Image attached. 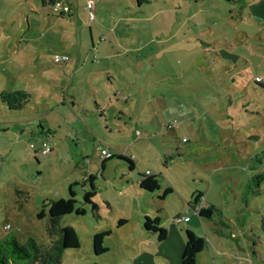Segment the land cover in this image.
<instances>
[{
  "label": "rangeland",
  "instance_id": "1",
  "mask_svg": "<svg viewBox=\"0 0 264 264\" xmlns=\"http://www.w3.org/2000/svg\"><path fill=\"white\" fill-rule=\"evenodd\" d=\"M78 1H84L85 25L77 31L73 19L59 22L52 8L35 15L20 13L18 1L0 6V93L30 94L19 111L0 102V238L11 234L21 243L34 239L48 245V203L67 199L68 187L76 183V207L84 213L65 215L59 225L74 230L79 248L64 251L61 264H179L186 225L178 223L177 213L212 181L221 213L203 222L204 228L191 225L189 230L210 241L214 262L202 257L197 264H228V254L246 257L243 264H264V181L244 193L245 184L264 173V90L255 82L264 83V0H91L94 19L89 23L87 0ZM55 23L72 25V32L60 31ZM61 32L89 55V63L96 55L124 56L115 58L120 75L113 77V86L130 95L131 108L125 110L130 120L118 112L126 107L120 97V109L105 107L101 117L85 83L76 86L79 105H71L70 76L64 65L52 63L56 49L71 43L57 40ZM101 79L100 105L107 93L106 77ZM83 115L89 120H80ZM39 125L52 133L50 153L36 150L48 136L37 134ZM98 146L113 156L137 157L141 173L149 169L161 190L165 185L173 190L160 214L165 243L146 244L136 233L140 222L135 218L116 229L117 217L128 216L137 204L145 210L147 202H138L131 184L126 189L120 183L125 161H107L100 178ZM256 155L258 163L249 169L243 159ZM80 161L88 163L80 166ZM89 172L96 189L93 200L100 207L96 215L82 199ZM42 211L45 216L39 218ZM213 223L223 236L213 232ZM105 231L111 233L103 240L107 252L96 256L92 237Z\"/></svg>",
  "mask_w": 264,
  "mask_h": 264
},
{
  "label": "crops",
  "instance_id": "2",
  "mask_svg": "<svg viewBox=\"0 0 264 264\" xmlns=\"http://www.w3.org/2000/svg\"><path fill=\"white\" fill-rule=\"evenodd\" d=\"M17 1L20 2V11H21L20 13H32L35 15L36 14L38 15V13L40 14L41 12H44V10L46 8H48V9L51 8V5L54 1H61L63 3H68V4H70V13L66 14V15L57 14V16H58L57 20L60 22V21H63V18L73 19L74 20L73 26H74V29L76 31H77V27L79 24L82 25V27H79L80 30L85 25L84 22L82 21V18H81V16H83L82 13H85L84 12L85 11L84 10V1L82 2V5H80V2L78 0H3V2L0 0V6H1V4H3V7L7 8L6 6L10 5L8 3H11V4L12 3H18ZM87 1H85V2H87ZM47 17H49V13L47 14ZM25 20L27 21L28 27L30 28V20L31 19H30L28 14L26 15ZM48 21H50V20H48ZM87 23H89V19H88ZM59 24L60 23H57V24L55 23L54 27L58 28L60 31L61 30L63 31L67 28V27H65V25L61 24V26H60ZM81 25H79V26H81ZM56 26H58V27H56ZM87 27L89 29L88 31H89V35H90L91 47L93 49H95L94 44H93L92 27L90 25H88ZM67 29L69 30V32H72V30H71L72 25L68 26ZM95 29H98V28H95ZM56 35H57V40H59V41L69 40L71 42L68 45H66L64 43L65 46H64V48H61L62 50L58 51L56 49V53L53 56V59L57 56H67L69 58V60L67 62H63V63L52 62L54 65H60V66L64 65L65 72H67L68 75L70 76L69 92H70V90H71V92H70L69 98L71 100V105L73 107H77L79 105L78 104L79 102H77V87L76 86L85 83L87 85L86 87L88 88V94L90 96L89 98H90V100H92L94 102V108L99 111V113L101 114L100 115L101 117L103 116L102 114H104L105 107H108V106L112 107L114 109V111L120 109L117 106L118 105L117 104L118 99L120 97L121 99H123L125 101L124 106H126V107L122 111L120 109V111H118V112L121 113L123 115V117H128V120H130V117H129L130 114L127 113L128 110L131 108L130 105L128 104L129 101L132 100L130 98V95H129L130 93H128L127 95H129V96L126 97L125 93L123 91H121L120 89L113 86V77L120 75V73L119 72L117 73V70H116V68L119 65H117V63H115V61H117V60H115V58L119 59V58H122L124 56H122L120 53H118V54H114V55L107 54L105 58L104 57L103 58H98V57L96 58V56H97L96 55V56H94L92 63H89L88 62L89 61V55L83 54L82 52H80L79 48L75 45V43H73L71 39H68L67 35H65L64 33L62 34V32L60 34H56ZM87 69L89 70L88 74L86 73ZM81 75L84 77V79L80 83V80H82V79H79L81 77ZM103 76L106 77V84H105L106 88H104V89L107 91V93L104 95L103 104L100 105L99 101H101V90H100L101 87L99 88L98 86H100V81L102 80L101 78ZM87 77H89V78L86 79ZM86 81L87 82L89 81L90 84L89 83L87 84ZM259 81H260L259 82L260 84L264 85V83L261 80H259ZM125 110H127V112ZM81 115H82V113H81ZM80 120H89V118L84 117V115H83V118L80 117ZM104 120H107V118L105 117ZM39 126H40V130H38V133L37 132L36 133L39 134L40 136H43V134L45 136L48 135V137L50 138V135L52 133L49 130L44 129V127H42L41 125H39ZM253 134L257 135L256 132L255 133L253 132ZM244 136H246V135H244ZM51 138H53L52 135H51ZM241 139H243V138L241 137ZM257 140H258V138H257ZM100 149H103V147L98 146V148L96 150L99 151ZM52 150H53V148L51 149L50 152H52ZM246 150H247V148H246ZM240 151H244V147H242L240 149ZM262 154H264V153H262ZM119 156H122V155L119 154ZM122 157L130 159V161L133 163V169L129 170L128 166H126L127 168L121 167V169H120V171H121L120 183L126 189H129V187L131 188V186H132V189H134L133 193H134L135 197L138 198L137 199L138 202L144 199L147 202V204H145L147 206H146L145 210H141L140 204H137V206H136L137 209L136 208L132 209V212L129 213L128 216L117 217L118 222H117L116 229L117 230L123 229L124 227H126L131 222V220H133L135 218L137 222H140L139 223L140 224L139 225L140 232H138V230L136 231V229H135L136 227L133 228L132 230L133 231L135 230L137 234H140L143 237L144 242L146 244L152 245V243H153V244L159 246L160 244H163L166 242L167 231H166V238L160 242V241H158L157 236L155 234L147 233L144 230L143 223H144V219L146 217L152 219V218H155L156 216H158L160 221H161L160 214H161V211L163 208L162 202L165 201V199L168 195L163 200H159V197L161 195H163L164 191L169 189V187H167V185H165L164 189L161 190L159 185H158V190L154 193H146V192L142 191L139 188V182H140L139 176L145 175L146 172H149L150 176H155V175H153L151 173V171L147 168L145 169V171L143 173H141L140 169L143 167V164L138 162V160L136 159L137 157H134V156L129 157V156H124V155ZM256 157H258V156L256 155V156H254L248 160H246L247 158H245V159H243V162L246 164V166H248L249 169L254 170L256 163H258V161L256 160ZM103 161H101V164ZM106 162L104 163V165L100 164V178L101 179L103 178L104 171L106 170V164H107ZM81 163L83 165V164H86L88 162L87 161H80V163H78V164L80 166H82ZM165 164H163V165L165 166ZM244 167H245V165H244ZM235 169H237V168H235ZM90 175H92V174H90V172L87 173V176H90ZM155 177L157 180L158 177L157 176H155ZM211 178L214 179L215 175H213ZM85 183H86V179L82 181V184H85ZM157 183H158V181H157ZM130 184H131V186H130ZM85 187H86L85 185L82 186V188L84 189L83 195L85 192L89 191V189L85 190ZM202 190L203 189L196 192L192 201L187 203V209L184 212H180V213L178 212L177 213V219L176 220L178 221V223L186 225L184 232L186 230H189V227L191 225L195 226L196 228L198 227V225H200L202 228H204L203 222H205V221H212L213 222L214 221V217H213L214 214L211 216V219H204V218L200 217L199 215L194 214L192 212L191 207L195 203L194 199L197 197V195H199L200 198H202L204 200V207L208 208L209 206H213L215 209L220 210V208L217 205L219 203V199L217 198L218 196H217L216 190L215 191L213 190L212 181H211V184L208 185L207 190L205 192ZM171 193H173V190H171ZM219 193H220V190H219ZM60 199H64V198H60ZM93 202L97 207V213L100 212V207L97 205L96 201L93 200ZM105 204L107 206V209L110 210L111 205L108 203H105ZM189 204H191L190 207H189ZM157 210H159L160 212L157 213ZM220 212H221V210H220ZM181 217H186L188 220L183 222L181 220ZM136 221H135V223H136ZM119 222H122V223L119 225ZM187 224H189L188 227H187ZM177 225H178L177 223L171 224L172 228H174L179 233V236H180L181 235L180 231H178L176 229ZM212 225H213L212 230H214L213 232L217 236H223V232L221 230H217V228L214 227L217 225L214 223ZM241 230L242 231H240V233L242 234V237L246 238L245 228L243 227V228H241ZM110 235H111V233H110ZM124 237H126L124 239L128 240L127 239V233H124ZM230 237L233 240H235L236 245H237V249L243 251V249L240 247L241 245L239 244L240 243L239 240H236L237 236L233 235L231 233ZM247 238H248V240H250L249 237H247ZM180 239L182 240L181 236H180ZM209 242L210 241L206 242L205 249L198 256L197 261H199V260L202 261L201 258L203 257V259L209 258L212 263L214 262L212 256H210V253H209V248H208L209 247L208 244H210ZM243 242H244V244L248 243V241H246V240L245 241L243 240ZM184 243H185V234H184L183 241L180 242V249H179V254H178L179 264L181 263V255L183 252ZM212 246H213V248L217 249L215 244H212ZM228 248H229L230 252H233V249L231 248V246H228ZM157 249H158V247H157ZM225 256L228 257L227 258V260L229 261L228 264H243V262H245V259H246V257H238V256L235 257V256L229 255V254L225 255Z\"/></svg>",
  "mask_w": 264,
  "mask_h": 264
},
{
  "label": "trees",
  "instance_id": "3",
  "mask_svg": "<svg viewBox=\"0 0 264 264\" xmlns=\"http://www.w3.org/2000/svg\"><path fill=\"white\" fill-rule=\"evenodd\" d=\"M263 90L264 85L260 84L259 80H255ZM0 102L9 111L15 112L23 109L30 102V94L22 90H14L12 92H1ZM113 158L125 161L128 164L129 170L133 169V163L130 159L122 156H111L104 160L101 165H104L106 161ZM139 188L146 193H154L158 190V183L155 176H139ZM94 176H88L89 191L83 195V203L91 206L93 215L97 213V207L93 202L96 196V189L92 184ZM264 181V173L257 174L251 178L244 186V193L253 188H259L261 182ZM77 185L73 183L68 187L67 199H58L50 201L48 203L47 223L45 227L46 235L49 239V244L46 246L38 245L34 239H28L26 242L21 243L18 239L7 234L0 238V264H61L64 251L75 250L79 248L77 236L72 228L60 227L59 221L65 216L74 213L77 216L83 215L84 211L81 208L76 207L75 193L73 186ZM171 193L170 189L164 191L163 195L159 197V200L165 199V197ZM200 198L199 195L194 199L196 203ZM193 204V206L195 205ZM191 204H189V207ZM193 206L191 208H193ZM160 211L157 210V213ZM220 210L215 209L213 206L208 208L202 207L199 212V216L204 219H211L214 214L219 215ZM45 216V212L42 211L38 217ZM122 222H119V225ZM160 219L155 217L154 219L146 217L144 219L143 228L147 233H153L157 236L158 241H163L166 238V231L159 226ZM110 235L109 231L96 233L92 237L93 253L96 256L102 255L107 252L103 247L104 238ZM206 246L205 240L200 237H196L191 231H185V243L183 252L181 255L180 264H197V258L201 252H203Z\"/></svg>",
  "mask_w": 264,
  "mask_h": 264
},
{
  "label": "built area",
  "instance_id": "4",
  "mask_svg": "<svg viewBox=\"0 0 264 264\" xmlns=\"http://www.w3.org/2000/svg\"><path fill=\"white\" fill-rule=\"evenodd\" d=\"M92 7H93V2L91 0H88L86 2V11L89 21H92L94 19ZM51 8L53 13L55 14L66 15L70 13V4L63 3L61 1H54L51 5ZM68 60L69 58L67 56H57L54 58L55 63H63V62H67ZM171 127H172L171 125L168 126L169 129ZM30 149L35 150L34 145H30ZM51 149H52V143L50 141V138L47 136L44 140L41 141L39 148L36 150L38 153L47 154L50 153ZM99 151H100L101 161L106 160L112 156V154L108 149H100ZM149 175H150L149 172L145 173V176H149ZM203 206H204V200L202 198H199L198 201L193 206L192 212L198 215ZM181 220L185 222L188 219L186 217H181ZM8 228H9L8 226L5 227V229Z\"/></svg>",
  "mask_w": 264,
  "mask_h": 264
}]
</instances>
